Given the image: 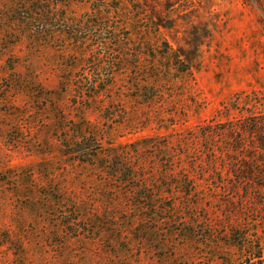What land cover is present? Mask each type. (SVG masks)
Returning a JSON list of instances; mask_svg holds the SVG:
<instances>
[{
	"label": "rangeland",
	"instance_id": "rangeland-1",
	"mask_svg": "<svg viewBox=\"0 0 264 264\" xmlns=\"http://www.w3.org/2000/svg\"><path fill=\"white\" fill-rule=\"evenodd\" d=\"M262 121L264 0H0V264L244 263L225 232L264 243V189L223 132Z\"/></svg>",
	"mask_w": 264,
	"mask_h": 264
},
{
	"label": "trees",
	"instance_id": "trees-1",
	"mask_svg": "<svg viewBox=\"0 0 264 264\" xmlns=\"http://www.w3.org/2000/svg\"><path fill=\"white\" fill-rule=\"evenodd\" d=\"M166 48L168 45H165ZM177 52V51H176ZM174 52V61L181 63L178 60V54L179 52ZM182 64V63H181ZM187 71V66L184 65ZM141 85V86H140ZM138 85V89L136 90L138 93H141V90L145 91L148 95H143L147 101L146 104H153L156 101L157 95L155 94L156 90H158V87L151 85L149 82H145V85L141 84ZM155 90V92H153ZM100 93L97 92L96 97H99ZM149 96V97H148ZM140 95H137L134 98L140 99ZM217 132H220L217 130ZM243 132H246L247 135L252 136V140L254 143V149L255 152H257L258 156H242L239 157L240 152L244 149L245 141L243 139ZM223 133H226L229 135V149L227 151V154L233 155V157H237L235 161H229L227 163V166L230 168V170H236L238 169V175L240 173L241 178L237 179L239 181H234V183L231 185L232 188L236 190V186H246V185H254L258 188L264 189V121H262L259 124H255L252 126H249L247 130L241 129L238 127H233V129H229L228 131H225ZM216 135V134H215ZM194 139L197 140H204L207 143L213 142L214 137L213 133H207L205 130H203L201 133L197 134ZM87 140L84 136H82L79 139L78 143H74L72 145V149L77 150V154H86L88 148L84 147ZM210 148H213L212 145L209 146ZM234 149H233V148ZM69 148V147H68ZM162 148V147H161ZM247 148V147H245ZM212 155L211 160L209 161V165L217 166V161L222 159L225 161V155L224 153H221L217 155L214 151V148L211 149ZM126 155L124 153H118L117 150H114L110 155L107 157V163H104L102 165L103 170H107L109 172H113L116 175L120 176H127L128 178L131 176L132 171L137 170V168H133L132 165L126 163ZM125 156V157H124ZM95 157V156H94ZM126 184H131L127 183ZM181 185V184H180ZM187 186V185H186ZM191 187V186H190ZM131 190L136 191L138 188H131ZM141 200L147 199V197L144 196H137ZM230 199H233L230 197ZM234 200V199H233ZM242 202V201H241ZM225 238L229 241V244L227 245L228 248L232 249L233 251H238L245 255L244 263L241 264H262L264 262V243L261 241H255L253 238H251L249 235L244 234L243 227H230V230L227 229L225 232ZM248 253V254H247Z\"/></svg>",
	"mask_w": 264,
	"mask_h": 264
}]
</instances>
